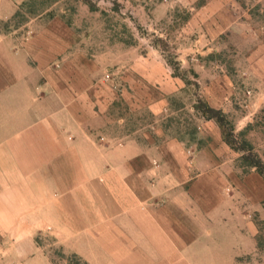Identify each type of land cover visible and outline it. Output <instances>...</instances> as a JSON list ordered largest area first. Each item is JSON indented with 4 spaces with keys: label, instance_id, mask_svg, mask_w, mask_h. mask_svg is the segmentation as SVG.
<instances>
[{
    "label": "crops",
    "instance_id": "obj_1",
    "mask_svg": "<svg viewBox=\"0 0 264 264\" xmlns=\"http://www.w3.org/2000/svg\"><path fill=\"white\" fill-rule=\"evenodd\" d=\"M27 1L0 0V228L87 264H264V178L238 165L245 152L199 115L193 138L165 137L184 82L156 56L87 52L57 15L10 31ZM199 1L168 2L192 11L184 50L233 56L202 67L199 97L264 164V0ZM118 102L147 128L108 136Z\"/></svg>",
    "mask_w": 264,
    "mask_h": 264
},
{
    "label": "rangeland",
    "instance_id": "obj_2",
    "mask_svg": "<svg viewBox=\"0 0 264 264\" xmlns=\"http://www.w3.org/2000/svg\"><path fill=\"white\" fill-rule=\"evenodd\" d=\"M89 1L95 5V11H91L83 0H28L19 8V16L13 19L9 30H16L38 17L49 20L57 15L75 32L81 41V47L87 52L95 54L105 50L129 49L137 55L160 58L173 76L186 82L178 97L171 101L170 115L164 121L165 128L169 130L164 136L193 137L190 136L193 131L190 119L199 114L194 110L190 111V107L200 99L199 73L204 74L202 67L209 62L230 63L233 60L231 52L203 55L194 48V51L184 50L192 46L196 39L183 31L192 12L189 6L178 4L170 7V0ZM160 3L165 5L160 6ZM173 62H177L178 69H174ZM117 105L113 108L114 116L117 120L122 118L124 123L119 126L115 122L109 129L108 136L127 135L129 130L133 131L137 127V119L141 120L139 123L145 128L151 122L149 114L137 116L126 112L127 107L122 103L118 102ZM257 121L264 127V111L259 114ZM238 165L243 171L249 170L244 161L239 160ZM257 225V259L260 261L264 259V224L257 221ZM13 232L9 228H0V264H42L41 260L35 259L36 255L41 257L42 254L50 264H68L70 261L71 255L53 245L44 234L37 233L30 246L22 239L17 243Z\"/></svg>",
    "mask_w": 264,
    "mask_h": 264
},
{
    "label": "trees",
    "instance_id": "obj_3",
    "mask_svg": "<svg viewBox=\"0 0 264 264\" xmlns=\"http://www.w3.org/2000/svg\"><path fill=\"white\" fill-rule=\"evenodd\" d=\"M85 4L88 5L91 11H95V5L92 4L89 0H83ZM27 4H25L26 6ZM19 16V11L16 13L15 18ZM174 69H178L177 62H173ZM177 77V76H176ZM186 84V82H184ZM193 110L199 113L204 119L214 120L222 130L224 141L230 146L231 149L235 151L245 152L246 156L241 157V161H244L245 167H254L256 171L264 178V164L255 154L253 147L245 138V132L242 131L239 133L234 132L232 123L226 118V116L220 110H215L210 108L202 100H197L196 104L193 106ZM248 129V128H247ZM193 136V134L191 133ZM193 138V137H191ZM237 139H240L238 142ZM68 264H87L75 255H71L70 261Z\"/></svg>",
    "mask_w": 264,
    "mask_h": 264
}]
</instances>
